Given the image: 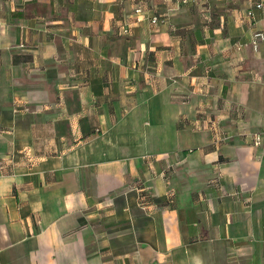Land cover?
I'll list each match as a JSON object with an SVG mask.
<instances>
[{"label": "crops", "instance_id": "obj_1", "mask_svg": "<svg viewBox=\"0 0 264 264\" xmlns=\"http://www.w3.org/2000/svg\"><path fill=\"white\" fill-rule=\"evenodd\" d=\"M261 3L0 0V264H264Z\"/></svg>", "mask_w": 264, "mask_h": 264}, {"label": "built area", "instance_id": "obj_2", "mask_svg": "<svg viewBox=\"0 0 264 264\" xmlns=\"http://www.w3.org/2000/svg\"><path fill=\"white\" fill-rule=\"evenodd\" d=\"M253 2L255 3V6H256V7H262L261 0H253ZM141 10H142V9L139 8V9H138V12L141 11ZM159 20H160V19H159L158 17H156V16L150 18V22H151L152 24H156L157 22H159ZM124 32H128V30L125 29ZM261 39H264V33L259 32L258 34H255V43H256V45H257L258 41L261 40ZM261 137H262L261 134H258V135L255 136V139H257V140H256V144H257V145H258V144H261V141H262Z\"/></svg>", "mask_w": 264, "mask_h": 264}]
</instances>
